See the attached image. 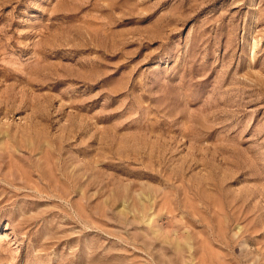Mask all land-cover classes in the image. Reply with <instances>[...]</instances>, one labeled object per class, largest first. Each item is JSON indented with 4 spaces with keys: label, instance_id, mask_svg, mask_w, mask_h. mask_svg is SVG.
<instances>
[{
    "label": "rangeland",
    "instance_id": "1",
    "mask_svg": "<svg viewBox=\"0 0 264 264\" xmlns=\"http://www.w3.org/2000/svg\"><path fill=\"white\" fill-rule=\"evenodd\" d=\"M237 263L264 264V0H0V264Z\"/></svg>",
    "mask_w": 264,
    "mask_h": 264
},
{
    "label": "bare ground",
    "instance_id": "2",
    "mask_svg": "<svg viewBox=\"0 0 264 264\" xmlns=\"http://www.w3.org/2000/svg\"><path fill=\"white\" fill-rule=\"evenodd\" d=\"M262 236H263V235H262ZM238 238H240V237H238ZM238 238H237V239H238ZM233 240L236 241L235 238H234ZM233 240H232V241H233ZM221 242H222V241H221ZM228 245H230L229 242H228ZM230 246H232V245H230ZM229 248H230V247H229ZM238 262H239V261H238ZM252 262H253V261H252ZM259 262H260V260H259V261H256V263H259ZM237 264H240V263H237Z\"/></svg>",
    "mask_w": 264,
    "mask_h": 264
}]
</instances>
